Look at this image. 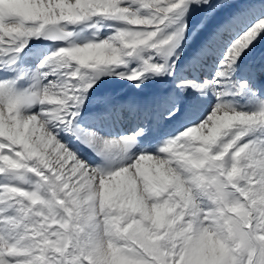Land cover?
<instances>
[{"label":"snow or ice","instance_id":"obj_1","mask_svg":"<svg viewBox=\"0 0 264 264\" xmlns=\"http://www.w3.org/2000/svg\"><path fill=\"white\" fill-rule=\"evenodd\" d=\"M262 40L264 0H0V264H264Z\"/></svg>","mask_w":264,"mask_h":264},{"label":"rangeland","instance_id":"obj_2","mask_svg":"<svg viewBox=\"0 0 264 264\" xmlns=\"http://www.w3.org/2000/svg\"><path fill=\"white\" fill-rule=\"evenodd\" d=\"M261 58H264V40H262L261 43L257 45V47L253 50V52L249 56V59H261ZM123 87H125L124 84H119V85L106 84L101 86V91H104L109 88H123Z\"/></svg>","mask_w":264,"mask_h":264},{"label":"bare ground","instance_id":"obj_3","mask_svg":"<svg viewBox=\"0 0 264 264\" xmlns=\"http://www.w3.org/2000/svg\"><path fill=\"white\" fill-rule=\"evenodd\" d=\"M151 87H153V88H154V87H157V86H153V85H152ZM146 164H150V162H146Z\"/></svg>","mask_w":264,"mask_h":264}]
</instances>
